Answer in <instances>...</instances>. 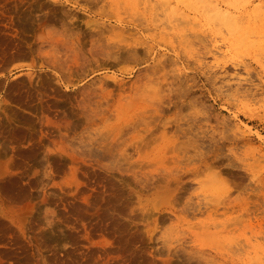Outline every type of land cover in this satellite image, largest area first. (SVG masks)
<instances>
[{"label":"rangeland","instance_id":"374dc122","mask_svg":"<svg viewBox=\"0 0 264 264\" xmlns=\"http://www.w3.org/2000/svg\"><path fill=\"white\" fill-rule=\"evenodd\" d=\"M5 9L6 41L22 44H0V168L26 186L12 204L0 190V219L25 245L16 264L117 246V235L92 228L98 180L141 239L120 264H264V0ZM13 138L40 147L16 161ZM5 242L2 233L0 264Z\"/></svg>","mask_w":264,"mask_h":264},{"label":"bare ground","instance_id":"6f19581e","mask_svg":"<svg viewBox=\"0 0 264 264\" xmlns=\"http://www.w3.org/2000/svg\"><path fill=\"white\" fill-rule=\"evenodd\" d=\"M8 0H0V44H2L1 42L6 43L8 46L5 47L6 48H11L13 49L14 47L17 46V44H12L10 42H7L6 40L8 39L6 36L11 35V33H13L12 31V25L9 23L10 21H8V16L6 15V4H7ZM49 3V2H48ZM52 3V2H51ZM46 5V3H45ZM51 5V4H50ZM53 6V5H52ZM53 9V8H52ZM56 9V8H55ZM52 12V11H51ZM55 12V11H54ZM52 12V13H54ZM229 15L227 14H220V19H222L223 21H226L228 19ZM48 18V17H47ZM52 18V17H51ZM50 19V18H49ZM47 20V19H46ZM12 21V20H11ZM50 21V20H49ZM46 23V22H45ZM49 23V22H48ZM51 24V23H49ZM231 28V27H230ZM233 31V30H232ZM17 35V34H16ZM19 37V36H18ZM14 38V37H13ZM21 38V37H20ZM12 39V38H10ZM16 40V37L15 39ZM22 40V39H21ZM17 41V40H16ZM22 42V41H21ZM23 43V42H22ZM51 44V43H50ZM3 45V44H2ZM9 45H13V48ZM19 45V44H18ZM20 45H22L20 43ZM53 46V44L51 45ZM57 46V44H56ZM4 49L5 47L2 46ZM18 47V46H17ZM55 47V45H54ZM9 48L7 50H9ZM19 48V47H18ZM18 48L14 51H18ZM23 48V46H22ZM53 48V47H52ZM20 49V48H19ZM2 50V49H1ZM0 50V51H1ZM7 50L5 49V53L7 52ZM4 51V50H3ZM3 51L0 54V57H2L4 55ZM12 52V50H10ZM20 51V50H19ZM25 51V50H24ZM21 52V51H20ZM19 52V53H20ZM8 53V52H7ZM15 53V52H14ZM14 53L12 52V56L14 57ZM76 54V53H75ZM107 54V53H106ZM8 56H10V54H7ZM7 56V57H8ZM77 56V55H76ZM110 55H107V58ZM6 57V58H7ZM112 57V56H110ZM109 57V58H110ZM10 58V57H9ZM12 58V57H11ZM77 58V57H76ZM4 59V58H3ZM54 59V58H53ZM59 59V58H58ZM86 59V58H84ZM5 60V59H4ZM7 60V59H6ZM83 61V60H82ZM55 63V62H54ZM57 63V62H56ZM23 70V69H22ZM30 74V73H29ZM29 76V75H28ZM25 77V76H24ZM27 79V78H26ZM20 79H17V81ZM44 85V84H43ZM29 92V91H28ZM31 95V94H30ZM46 95V94H45ZM48 96V94L46 95ZM45 97V96H44ZM51 97V95H50ZM27 99L29 98L28 95L26 97ZM46 98V97H45ZM44 98V99H45ZM51 99V98H50ZM55 99V98H53ZM49 100V99H48ZM48 100H44L46 103ZM52 100V99H51ZM31 101V100H30ZM50 101V100H49ZM48 101V103H49ZM55 102V100H53ZM52 101V102H53ZM45 103V104H46ZM41 104V102H40ZM44 106H47L45 105ZM55 104V103H54ZM43 105V104H42ZM41 106V105H40ZM56 104L54 105L53 108H55ZM22 107V106H21ZM29 107V106H28ZM28 107H22L24 108L26 111L28 109ZM50 107V105L48 106ZM52 107V105H51ZM50 107V108H51ZM29 107V110L30 111ZM43 109V106L41 107ZM46 107H44L45 109ZM51 110V109H50ZM47 111V108H46ZM32 112V111H30ZM22 114V113H21ZM24 115H27L26 113ZM179 127V126H178ZM10 128V127H9ZM6 129V128H5ZM182 129V128H181ZM1 133H2V129ZM13 131V130H12ZM22 131V130H17ZM17 131L13 132L14 134L16 133V135L13 136H18L20 133H18ZM5 132V131H4ZM0 133V134H1ZM10 133V131H9ZM12 133V134H13ZM3 134V133H2ZM8 134V133H7ZM18 134V135H17ZM24 134V133H23ZM183 135V133H182ZM9 136V135H7ZM195 136V135H194ZM10 137V136H9ZM28 137V136H27ZM180 137V136H179ZM197 137V136H196ZM195 137V138H196ZM11 138V137H10ZM23 138V137H21ZM26 138V137H25ZM181 138V137H180ZM184 138V137H183ZM212 138V137H211ZM14 139V138H13ZM203 139V138H202ZM214 139V138H213ZM12 140V139H11ZM15 140V139H14ZM20 140V139H19ZM17 140V141H19ZM24 140V139H23ZM30 140V138H29ZM34 140V139H33ZM32 140V141H33ZM187 140V139H186ZM190 140V138H189ZM216 140V139H215ZM13 141V140H12ZM16 141V140H15ZM17 141L15 142V144L17 143ZM192 141V140H191ZM196 141V139H195ZM192 141V142H195ZM11 142V141H10ZM22 144H21V143ZM19 143H17L14 147H12L13 150V154L16 157V161H22L23 159L28 158L30 155L32 156L33 153H35V150H37L38 146H39V140L37 143L39 144H35V143H28V144H23V141L20 140ZM188 142V141H187ZM199 143L201 141H198ZM212 142V140H211ZM214 142V141H213ZM13 143V142H12ZM25 143V142H24ZM214 144V143H213ZM203 145V144H202ZM187 146V145H186ZM40 147V146H39ZM106 150V149H105ZM1 151V150H0ZM107 152V151H106ZM4 154V153H3ZM6 155V154H5ZM13 157V156H12ZM13 157V158H15ZM72 157V156H71ZM70 157V158H71ZM197 157V156H196ZM12 158V159H13ZM18 158V160H17ZM73 158V157H72ZM204 158V157H203ZM72 160V159H71ZM75 160V158L73 159ZM15 161V159H14ZM13 161V162H14ZM201 162V161H200ZM199 162V163H200ZM17 165V162H15ZM195 165V164H194ZM193 166V165H192ZM20 172H15V171H11L8 170L5 167H1L0 168V190H4L8 191L10 193H8L9 195H7V201L9 204H12L16 201L19 200V198H21L20 195H24V191H25V184H22L20 182ZM107 180V179H106ZM96 183L99 185V189L93 188V192L94 193V198H92V204L90 207L93 210V227L95 231H107V232H111L113 235H117V239L119 242H117V246H115V248L113 247H97L96 249L92 248L91 246H84L83 250L79 247V251L81 249V251L79 252V254L77 255L76 253L71 257V255L68 254H60L57 255L54 251L51 252L50 255L45 256V262L47 264H120L123 263L124 260L127 261L126 256H136L138 251L136 248V243L140 240H138V237L136 236L137 234H134V232H130L132 234H128L127 233V228H126V223L124 221H122V223L120 222V218L117 216V214L115 213L116 211L114 210L113 205L114 204V198H113V193L111 191L112 190V185L109 183V181H96ZM95 183V184H96ZM181 183V182H180ZM94 184V185H95ZM181 186V185H180ZM1 193V192H0ZM20 193V195H19ZM17 194V196H16ZM5 195V196H6ZM75 200V199H74ZM198 204V203H197ZM196 204V205H197ZM202 205V204H201ZM200 205V207H201ZM83 207V210H87L85 205H78ZM204 208H206L207 206L204 204ZM193 209V208H192ZM196 210L198 209V206L195 208ZM207 209V208H206ZM201 210V209H198ZM197 210V211H198ZM101 211V212H100ZM115 211V212H114ZM119 212V211H117ZM202 212V211H201ZM120 213V212H119ZM4 216V215H2ZM1 216V217H2ZM7 219H9L8 217H6ZM9 222H11L9 220ZM129 230V229H128ZM4 234L7 235L8 238V242H5V246H7L9 248V251L7 252V255L9 257L8 260H6L7 264H16V260L18 257H16L18 255V253L20 252H24V248L25 245L23 244L21 238L18 235V231L16 233V231H14V229H12V227L10 226V224H6L4 222V220L0 219V234ZM85 236V235H84ZM150 236V235H149ZM140 238V237H139ZM85 243V242H84ZM90 243V242H88ZM87 243V244H88ZM83 244V243H82ZM94 247V246H93ZM120 251L123 254V257L117 258V257H111L113 255L114 252ZM140 252V251H139ZM2 253V252H1ZM4 255V254H3ZM140 255V254H139ZM141 257V256H140ZM144 257V256H143ZM146 259V258H144ZM148 259V258H147ZM146 259V260H147ZM143 260V258H142ZM145 261V260H144ZM145 263V262H144Z\"/></svg>","mask_w":264,"mask_h":264}]
</instances>
